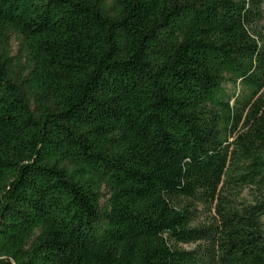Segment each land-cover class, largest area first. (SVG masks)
Wrapping results in <instances>:
<instances>
[{
    "label": "trees",
    "instance_id": "16d2710c",
    "mask_svg": "<svg viewBox=\"0 0 264 264\" xmlns=\"http://www.w3.org/2000/svg\"><path fill=\"white\" fill-rule=\"evenodd\" d=\"M0 264H264V0H0Z\"/></svg>",
    "mask_w": 264,
    "mask_h": 264
},
{
    "label": "rangeland",
    "instance_id": "374dc122",
    "mask_svg": "<svg viewBox=\"0 0 264 264\" xmlns=\"http://www.w3.org/2000/svg\"><path fill=\"white\" fill-rule=\"evenodd\" d=\"M13 46H15L14 43H13ZM182 246L187 248V249H191L195 246V244L194 243L182 244Z\"/></svg>",
    "mask_w": 264,
    "mask_h": 264
}]
</instances>
